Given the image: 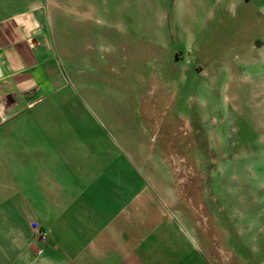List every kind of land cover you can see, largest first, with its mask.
Listing matches in <instances>:
<instances>
[{
    "label": "crops",
    "instance_id": "0c3cea01",
    "mask_svg": "<svg viewBox=\"0 0 264 264\" xmlns=\"http://www.w3.org/2000/svg\"><path fill=\"white\" fill-rule=\"evenodd\" d=\"M38 1L0 0V264H216L196 226L164 222V208L148 210L149 203L161 208L149 192L148 165L134 163L131 141L129 152L69 82L55 25ZM107 1L61 0V26L76 12L107 22L121 51L139 40L155 53L173 43V25V40L185 45L167 51L173 65L200 50L201 70L216 73L205 18L216 11L223 24L225 0ZM257 62L264 70V57ZM33 222L49 240L38 239ZM241 254L237 264H264L262 245L251 260Z\"/></svg>",
    "mask_w": 264,
    "mask_h": 264
},
{
    "label": "rangeland",
    "instance_id": "374dc122",
    "mask_svg": "<svg viewBox=\"0 0 264 264\" xmlns=\"http://www.w3.org/2000/svg\"><path fill=\"white\" fill-rule=\"evenodd\" d=\"M37 6L55 25L69 82L129 152L131 141L134 163L148 165L149 192L161 205L149 203L148 210L164 208V222L196 226L216 264H237L241 252L253 259L264 247V70L253 64L264 57V0H225L223 24L216 11L206 16L215 74L201 70L207 56L200 50L173 65L167 51L185 48L173 40V25V43L157 52L139 40L121 51L107 22L74 12L62 27L61 0Z\"/></svg>",
    "mask_w": 264,
    "mask_h": 264
},
{
    "label": "built area",
    "instance_id": "2783aa9c",
    "mask_svg": "<svg viewBox=\"0 0 264 264\" xmlns=\"http://www.w3.org/2000/svg\"><path fill=\"white\" fill-rule=\"evenodd\" d=\"M32 225L37 231V237L39 240H43V241L49 240L50 236L48 231L45 230L43 227H41L38 222H33ZM39 252H42V248L39 249Z\"/></svg>",
    "mask_w": 264,
    "mask_h": 264
}]
</instances>
